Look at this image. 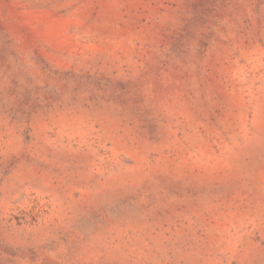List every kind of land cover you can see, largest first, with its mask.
Masks as SVG:
<instances>
[{"label": "rangeland", "instance_id": "1", "mask_svg": "<svg viewBox=\"0 0 264 264\" xmlns=\"http://www.w3.org/2000/svg\"><path fill=\"white\" fill-rule=\"evenodd\" d=\"M0 264H264V0H0Z\"/></svg>", "mask_w": 264, "mask_h": 264}]
</instances>
